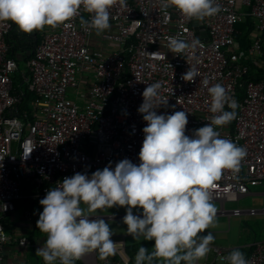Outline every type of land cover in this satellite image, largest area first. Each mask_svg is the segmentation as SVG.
<instances>
[{"label": "built area", "instance_id": "built-area-1", "mask_svg": "<svg viewBox=\"0 0 264 264\" xmlns=\"http://www.w3.org/2000/svg\"><path fill=\"white\" fill-rule=\"evenodd\" d=\"M221 11L197 20L175 7L167 9L160 0H126L109 9L111 27L97 33L80 24L91 19L83 8L70 23L45 26L41 39L27 56L30 90L34 99L28 108L19 105L25 96L15 88L13 75L19 61L8 37L10 21L0 23V264L10 236L1 218L14 212L23 198L24 183H31L38 197L75 173L91 175L111 162L112 167L127 158L139 164L146 122L137 109L148 84L160 82V95L167 100L158 114L187 111L186 134L205 126L209 112V87L220 83L238 103L235 119L216 130L247 150L237 177L226 172L218 182L215 200L222 214L252 216L264 208L227 210L225 202L238 201L264 185V79H246L250 65L243 61L236 38V24L250 17L254 33L249 43L251 56H264V0H216ZM169 37L200 43L184 53H172ZM158 53V55H151ZM189 67L199 76L193 82L181 79ZM243 81V89L238 86ZM225 110L230 111L227 107ZM114 255L101 259L97 252L79 264H129L125 238ZM20 246L29 239L21 237ZM216 259L227 262L229 248L210 247ZM248 264H264V243L252 246Z\"/></svg>", "mask_w": 264, "mask_h": 264}, {"label": "clouds", "instance_id": "clouds-1", "mask_svg": "<svg viewBox=\"0 0 264 264\" xmlns=\"http://www.w3.org/2000/svg\"><path fill=\"white\" fill-rule=\"evenodd\" d=\"M117 0H0V23L10 21L24 33L55 28L70 23L83 8L91 19L81 17L80 24L97 33L111 27L109 9ZM123 6L126 0H119ZM165 19L172 6L188 18L212 17L221 11L216 0H160ZM172 53L195 49L191 43L175 37L168 38ZM151 55H158L152 53ZM199 76L189 67L181 79L193 82ZM211 98L210 122L186 134L187 111L158 114L167 105L160 95V82L148 84L142 92L143 102L137 109L146 126L139 164L125 158L111 162L91 175L75 173L46 192L39 204L36 227L46 234L44 244L36 250L45 264H76L92 252L101 259L114 255L119 242L110 237L113 230L103 218L90 219L97 210L125 207L122 222L127 233L138 240H154L153 250L140 247L135 264H197L211 251L215 237L208 231L217 217L215 191L225 173L237 177L247 150L230 139L222 138L218 127L231 123L236 117L238 103L230 98L226 88L209 80L202 81ZM231 109L230 111L225 108ZM86 206V207H82ZM142 209L134 215L133 209ZM4 233L0 228V236ZM227 264H248L239 249L226 257Z\"/></svg>", "mask_w": 264, "mask_h": 264}, {"label": "crops", "instance_id": "crops-1", "mask_svg": "<svg viewBox=\"0 0 264 264\" xmlns=\"http://www.w3.org/2000/svg\"><path fill=\"white\" fill-rule=\"evenodd\" d=\"M245 21V20H244ZM254 29L248 34L245 38V44H242V38L236 37L241 48V55L244 62L250 65V72L252 75H259L264 79V56H251L249 53V43L251 39V35L254 33ZM42 31H33L32 33H24L21 32L16 25H14L13 31L10 33L9 38L11 41H14L18 44V50L14 52L17 56L18 61L21 58L26 59L28 54H31L37 44V42L41 39ZM244 36V34H243ZM38 38V39H37ZM264 196V185L253 187L251 194L243 197H254V196ZM44 197H38L36 192L32 189L31 183L26 181L24 183V191L23 198L17 202V208L14 212L4 215L1 218V223L5 227L7 234L10 236V243L7 244L4 252V259L1 264H45L42 257L36 256V250L41 247L46 239V234L40 232V230L36 227V221L39 218V213L43 211V207L39 204L40 199ZM242 199V198H241ZM238 201H227L230 203H236ZM218 202V201H214ZM220 202V201H219ZM221 203V202H220ZM222 205V203H221ZM82 207H86L83 206ZM250 209L255 207H234L232 209ZM261 208H264L261 207ZM230 209V210H232ZM93 217L90 219L103 218L109 224H113L112 222L122 220L125 214L120 211V207L116 206V208L97 210V212L92 214ZM136 215V214H134ZM140 215V214H139ZM218 215H226L222 214L220 210L217 211ZM235 216V215H231ZM245 217L252 216L250 214L244 213L243 215L237 217ZM255 216L264 217V214L260 213ZM27 237L29 239V244L27 246H20L18 244V240L21 237ZM113 237V236H111ZM110 237V239H111ZM125 238V235L123 237ZM126 240V239H125ZM264 243V238L254 239L250 243H246L244 246H224V245H216L211 244L210 247L219 246L223 248H229L231 251L233 249H239L245 256V258L249 257L252 252V246L256 243ZM211 250L203 260L197 262V264H227V262L216 259L215 255L212 254ZM231 253V252H230ZM162 263V262H161ZM159 264V262H158Z\"/></svg>", "mask_w": 264, "mask_h": 264}, {"label": "rangeland", "instance_id": "rangeland-1", "mask_svg": "<svg viewBox=\"0 0 264 264\" xmlns=\"http://www.w3.org/2000/svg\"><path fill=\"white\" fill-rule=\"evenodd\" d=\"M28 71L27 60L24 58L19 59V70L13 75L14 81L18 80L22 73H28ZM214 203L217 207V210H220L222 207L221 203L219 201ZM263 206V195L254 197L252 196L244 199L242 198L239 202L236 203L225 202V207L227 210H230L234 207H255L256 209H260ZM114 208H116V206ZM120 211H122L123 214H126L125 207H120ZM141 213L142 209H133V214L139 215ZM112 223L113 224H109L110 228L113 230V237H111V239H116L125 235L127 245H132L135 250H137L144 243L154 244V240L147 241L144 240L143 237L138 240H134L133 237L127 233V225L124 224L122 220ZM208 231L211 232L215 237L212 244L224 246H241L242 244V246H244L246 243H250L254 239L264 238V217H237L231 215H218L216 217L214 226L210 227L208 230H205L204 233H200L198 235H206ZM153 247L154 245L150 246L147 249L146 254L150 253L153 250ZM158 262L159 264H161L162 261L157 260L156 263Z\"/></svg>", "mask_w": 264, "mask_h": 264}, {"label": "trees", "instance_id": "trees-1", "mask_svg": "<svg viewBox=\"0 0 264 264\" xmlns=\"http://www.w3.org/2000/svg\"><path fill=\"white\" fill-rule=\"evenodd\" d=\"M235 27H236V30H237L236 37H239V39L242 38L241 43L245 44V38L254 29V21L250 17H248L245 21L238 22ZM35 32H36V35H37V31H35ZM243 34H244V36H243ZM37 37H38V35H37ZM7 40L10 43V45H12L13 51L14 52L17 51L18 50V44L16 42H14V41H11V39L9 37H8ZM29 55H31V54H28V56ZM27 77H28V75H26V77H23L21 75L18 80L14 81L15 88H20L25 93V96L23 97V99H22V101H21V103L19 105V107H20V109L22 111L27 109L28 105H29V102L34 99V93L30 90L29 79H27ZM248 78L255 79V80H260L262 77H260L259 75L254 76L250 72L247 76L244 77V80H246ZM242 86H243V81L240 83L238 88L240 90H242L243 89ZM153 245H154L153 243H144L140 247H144V248L148 249L150 246H153ZM139 248L137 250H135L132 245H127L126 251H127L128 255L130 256L129 264H135V256H136ZM77 264H79V263H77ZM156 264H158V263H156ZM161 264H163V263H161Z\"/></svg>", "mask_w": 264, "mask_h": 264}]
</instances>
